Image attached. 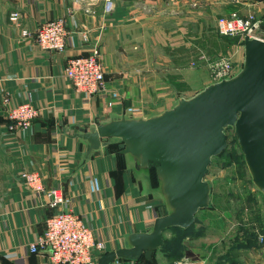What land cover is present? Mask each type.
Instances as JSON below:
<instances>
[{"label":"crops","instance_id":"0c3cea01","mask_svg":"<svg viewBox=\"0 0 264 264\" xmlns=\"http://www.w3.org/2000/svg\"><path fill=\"white\" fill-rule=\"evenodd\" d=\"M113 1V10L105 13L104 0H0V264H51L46 250L30 251L29 244L42 233L45 219L61 207L80 213L104 241L106 251L124 245L130 232L149 230L162 213V198L149 177L135 172L126 156L124 165L119 166L118 155L109 144L86 157L87 143L74 136L75 126L90 128L127 113L128 101L140 98L143 58L131 49L137 47L142 32L134 38L128 36L141 29L143 19L150 20L144 24L153 25V50L161 51V56H153V64L178 65L181 70L197 59L198 44L206 43L203 35L215 32L218 36L215 21L221 15L245 16L253 11L259 20L253 32L264 39V0ZM13 11L19 13L17 23L9 19ZM195 14L212 19L210 31H204L198 21L194 37L187 25L174 27L175 21ZM57 18L65 19V49H40L34 37L36 27ZM22 30L30 35L22 36ZM225 39L217 51L224 50L241 63L244 53L240 42L236 37ZM129 40L133 46L128 45ZM92 49L99 52L106 90L86 99L73 90L64 68L70 57L88 55ZM175 50H180L181 62L175 63ZM197 61L200 68L195 72L202 67ZM177 80L182 83L174 81L171 72L159 83L154 79L155 91L167 95V106L161 111L171 108L179 97H190L211 83L189 95L186 91L192 87L183 73ZM5 94L8 106L3 103ZM24 101L38 106L41 114L27 129L9 130L7 107ZM108 101L112 107L107 106ZM27 170L37 171L46 189L60 187L64 202L51 206L45 191L35 190L22 179L21 173ZM252 229L256 243L239 249L235 264H260L264 259V240H258L257 230L264 231L259 226ZM203 236L184 237L188 248L173 264H214L218 255L215 243L201 250L191 244ZM138 259L116 258L111 264H141ZM167 263L166 258V263L162 260L157 264ZM221 264L234 263L224 259Z\"/></svg>","mask_w":264,"mask_h":264},{"label":"water","instance_id":"95a60500","mask_svg":"<svg viewBox=\"0 0 264 264\" xmlns=\"http://www.w3.org/2000/svg\"><path fill=\"white\" fill-rule=\"evenodd\" d=\"M243 62L230 78L210 83L190 97H179L168 109L148 117L125 112L93 127L75 126L74 136L87 143L85 156L111 143L146 176L151 163L163 211L149 230L133 231L125 244L102 253L97 264L116 258L153 261L164 232L189 227L195 213L209 205L210 182L205 178L212 156L227 146L225 130L233 129L254 188L264 197V40L240 41Z\"/></svg>","mask_w":264,"mask_h":264},{"label":"rangeland","instance_id":"374dc122","mask_svg":"<svg viewBox=\"0 0 264 264\" xmlns=\"http://www.w3.org/2000/svg\"><path fill=\"white\" fill-rule=\"evenodd\" d=\"M147 20L149 19H143L141 29L139 31L138 29L131 31L128 36L129 38H134L140 34L139 32H142L141 40L136 43L137 47H132L131 51L135 52L134 54L138 53V56L143 58V63H141L140 67L141 72L139 73L141 76V85L138 89L140 98L135 101H128V105H125V110L127 111L125 114L128 116L131 114H139L141 117H148L159 113L162 108L167 106L165 104V97L167 95L165 93L162 96L159 95V92L155 91L153 81L157 78V83H159L170 72L174 74V81H178L179 85L182 81L177 80V76L183 73L187 82L192 87L186 91L189 95L198 88H202L201 86L205 85L208 81L211 83L216 82L211 78L208 66L203 60L201 61V69L195 72L196 69L200 68V64L197 61L198 55L196 56L197 59H193L196 61V65H192L191 62L193 60H191L186 65L187 67L184 66L182 70L178 65L171 67L159 63L153 64V56H161V51L153 50V25L150 22L144 24ZM181 20L175 21L174 27L177 28L179 25H187L190 27L192 37L198 33L201 23L204 31L206 29L207 32L210 31L209 29H211L213 24L211 18L204 16L184 18ZM216 33L218 36L215 35V32H208L206 36L203 35L206 38V43L203 46L198 44L199 49H201L198 53L206 54L209 60L220 54H226L224 50L217 51L219 44L225 43L226 41L224 40L226 39L225 36L219 35L217 30ZM192 37L189 40L194 43L195 40ZM236 38L240 42L239 37ZM129 41L128 45L131 43L133 46V40ZM192 52H190V55ZM180 53V50L174 51L175 63L181 62ZM192 56L194 57L195 54ZM99 59L101 61V58ZM242 62L243 60L241 61L240 68ZM202 78L205 80L199 84L198 81ZM156 85L159 86L158 84ZM225 133L227 146L223 153L212 156L209 170L205 175V178L210 182L211 186L209 205L199 209L195 213V220L188 231H183L182 229H174L173 233L170 230L165 231L164 236L167 241L164 243V247L166 249L159 247L153 252V260L157 263L162 260L166 263V256L170 253L168 252L170 249H175L176 252L179 250L185 252L189 244L183 242L184 232L196 234L203 231V235L205 236L196 238L191 244L195 249L201 250L206 245H209V243L212 245L215 243L214 248L220 254L229 249L236 240H246V230H251L252 226H261L264 197L252 184L233 129L228 128L225 130ZM138 260H140L141 264H149L146 260L143 261V257Z\"/></svg>","mask_w":264,"mask_h":264},{"label":"built area","instance_id":"2783aa9c","mask_svg":"<svg viewBox=\"0 0 264 264\" xmlns=\"http://www.w3.org/2000/svg\"><path fill=\"white\" fill-rule=\"evenodd\" d=\"M114 8L113 0H104V12H111ZM13 23L19 20V13L13 11L9 15ZM259 25L253 11L245 16L237 14L221 15L216 18V30L221 36L239 37L240 41L247 35L257 37L254 29ZM22 36H29V32L22 30ZM34 37L36 44L42 50L62 51L66 46L65 19L57 18L39 24ZM264 40V39H262ZM198 60L208 66L210 76L214 81L227 79L240 70V64L235 62L230 54H220L209 60L206 54L199 53ZM196 65V61L191 62ZM64 74L73 90L86 99L106 90V80L103 65L99 59L97 49H92L88 55L72 56L67 60ZM5 106L9 104V97L3 98ZM112 107L111 101L107 102ZM41 109L29 101H24L7 107V119L10 121L9 130H25L39 117ZM139 114L129 116L137 117ZM22 179L29 186L38 191H45L51 206H58L64 202V193L58 186L45 188L42 176L35 170L21 173ZM258 240H264V234L257 230ZM30 251L46 250L51 264H97L99 256L106 251L105 243L98 238L94 228L78 212L71 208L61 207L54 214L48 216L44 222V229L38 238L29 244ZM183 264H191L184 262ZM264 264V259L260 261Z\"/></svg>","mask_w":264,"mask_h":264},{"label":"trees","instance_id":"16d2710c","mask_svg":"<svg viewBox=\"0 0 264 264\" xmlns=\"http://www.w3.org/2000/svg\"><path fill=\"white\" fill-rule=\"evenodd\" d=\"M227 37V36H225ZM113 151L118 155V158H119V166H123L124 163H125V156L123 154H120L119 153V148H118V144L117 143H111L109 145ZM224 152V151H223ZM222 152V153H223ZM221 154V153H220ZM243 155V154H242ZM244 159V158H243ZM154 165L155 163H151V167H150V173L148 175L149 177V180L151 182V185L152 187H156L157 185V179H156V175H155V171H154ZM193 225V223L187 227V228H182L180 226H172V227H169L167 228L165 231L167 230H170L172 231V233L174 232V229H182L183 231H188L189 228H191ZM259 229L261 231H264V208H263V216L261 218V226H259ZM164 235H165V232H164ZM192 235V236H191ZM200 235H203V231H201L200 233H196V234H189V233H186L184 232V236L183 237H186V236H191V237H198ZM245 237H246V240H240V241H235L231 247L229 249H227L225 252L223 253H220L217 255V257L215 258V263L214 264H221V262L224 260V259H229L230 262L234 263L235 264V258H237V251L239 249H242V248H245L247 246H251V245H254L256 243V235H255V232L253 231V229L251 230H246L245 231ZM166 238L164 236V242L162 244V246L160 247H164V243L166 242ZM164 249H166V247H164ZM168 252H170L169 254H167V261L168 263L167 264H173L174 263V260L177 259L179 256H181L184 252L179 250V251H175L174 250H169ZM153 256V254H152ZM143 258H145L144 256H142ZM140 257V258H142ZM145 260L149 263V264H157V262L155 260L153 261H149L145 258Z\"/></svg>","mask_w":264,"mask_h":264}]
</instances>
